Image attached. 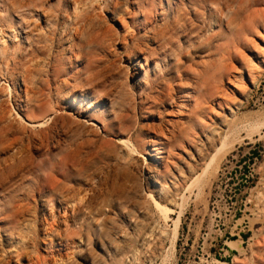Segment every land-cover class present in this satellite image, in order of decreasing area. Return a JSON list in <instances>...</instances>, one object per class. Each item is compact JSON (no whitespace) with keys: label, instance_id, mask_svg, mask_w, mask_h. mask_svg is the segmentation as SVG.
<instances>
[{"label":"rangeland","instance_id":"rangeland-1","mask_svg":"<svg viewBox=\"0 0 264 264\" xmlns=\"http://www.w3.org/2000/svg\"><path fill=\"white\" fill-rule=\"evenodd\" d=\"M80 1L0 0V34L5 33L0 39V116L11 111L25 118V105L34 119L52 117L56 110L62 116L45 135L31 128L24 134L20 129L0 133V141L20 137L24 145L15 164H3L21 141L5 149L6 142L0 144V264H85L90 254L101 264H264V63L259 69L248 67L251 81L245 61L236 54L239 50L254 62L264 60V54L258 55L264 53V0H121L123 26L108 19L101 0ZM80 6L102 25L81 21ZM127 57L141 60L143 69L148 65L147 75L143 77L141 68L134 71L135 61ZM156 64L160 69L154 73ZM236 73H242L245 93L227 97L239 104L224 122L220 145L215 151L207 146L208 159L196 167L192 181H168L171 220L164 221L153 209L150 220L164 231L157 246L126 240L110 257L92 243L66 245L60 218L54 217L57 223L48 214L56 205L43 209L41 199L58 198L57 182L73 188L70 194L76 198L91 185L90 206L101 208L98 220L109 225L113 214L107 200L123 184L140 179L144 158L76 128L67 119L76 118L63 98L82 90L98 95L94 100L100 106L85 113L93 118V128L107 123L126 132L175 117V109L162 103L171 104L166 100L170 87L210 85L217 91L213 96H220L238 85L227 80ZM138 77L146 86H133ZM212 97L203 98L201 106L209 105ZM201 106L194 117L209 122ZM97 109L106 111L102 115ZM188 116L184 122L190 126ZM178 143L173 141L171 148ZM66 150L68 164L62 165L58 161ZM83 237L93 242L90 233Z\"/></svg>","mask_w":264,"mask_h":264},{"label":"bare ground","instance_id":"bare-ground-1","mask_svg":"<svg viewBox=\"0 0 264 264\" xmlns=\"http://www.w3.org/2000/svg\"><path fill=\"white\" fill-rule=\"evenodd\" d=\"M76 1L78 3H81L80 0ZM101 1L103 2V8L106 10L108 19L115 23L119 22V24L123 26L124 21L122 20V18L124 16L123 11L120 9L122 1ZM167 4L170 6V1H167ZM84 7H79L81 11L80 20L87 21L88 25H91L94 22L95 25L100 27V25H102V22H100L99 18L90 17V15H88L89 11ZM19 30H22V27H20ZM26 31H23L25 36H27ZM260 34L262 35L264 41V32ZM4 35L5 33H1L0 39H2ZM1 54L4 55L5 51L3 50ZM236 54L239 55V59L245 61L244 66L247 72L248 67L254 68L255 65V67L258 68L261 67L264 63V60H257L256 62H254L252 58L247 59L239 50H236ZM263 54L264 53L260 52L258 55L263 56ZM127 58L128 61H130V57ZM143 59L145 62H147V56L144 55ZM132 61L135 62L131 64V68L134 71L141 68V70L145 72V74L143 73V77H145L148 73V65L146 66V68L143 69L142 64L140 62L141 60H139L138 58H134ZM132 61H130V63ZM156 66L157 69L154 68V73H156L157 70L160 69L159 65L156 64ZM248 73L249 78L252 81L253 72L249 70ZM241 78L242 73L233 74L232 77L227 75L228 81L232 83L235 82L238 85L233 88H227L226 90L224 89L221 92L220 96H213L214 92L217 91L212 89V86L210 85H174L175 88H169V92L171 94L169 93L166 99L171 100V104L168 102H162L163 107L166 105L170 106V108L175 109L176 115L174 118L167 120L163 123H159L156 126L153 125L152 127L144 126V124H138L136 127L126 132H117L113 127H110L107 123L105 125L102 124V127L100 129H94L93 126L96 125L91 121L93 118L89 117L88 115H85V113L92 109L94 106H100V104H98V100H94L98 95L88 96L89 91L86 92L83 90L72 91L68 93L63 98L62 102L70 110L71 115L72 112L75 114H73V116L76 119H70L69 117L67 118L71 124H74L76 128L80 129L81 131H87L93 136H98L103 141H112L118 145L126 146L130 151L134 153V155H136L137 158H144V160L140 162L138 168V174L140 179H138V181H134L131 185L123 184L116 193H112V195H114L115 197H111L107 200L106 206L110 208V211L113 214V218H109V225H107L104 220H98V217L103 214V210L99 207L90 206V202L92 201V199H89L88 194L93 190V188H91V185L84 188V193L80 197L76 198V194H70L73 188L65 187L64 185H61L60 182H57L58 188L55 187V190L58 192V198H56L55 200L54 198L47 200L41 199V207L43 209H48L50 206L54 208V206L56 205L55 210L50 211L49 209V213H47L51 215L53 220H55L54 217H56V214L57 220L58 218H60L59 223L61 222V225L63 226L62 232L65 233L67 236V241L65 244L68 245L70 243L72 244L77 242L85 246V244L92 243L93 246H95V248H97L98 251L101 252V254H105L107 256L109 255L110 257L121 251V244L126 240L131 241L133 239L134 242L140 245L154 243V245L157 246L158 237L163 236L164 231L160 227L158 221L150 220L152 218L153 209H155L160 214L161 218L164 221L168 222V220L172 219L171 214L173 213V209L171 207H168L169 205H171L168 201V197L171 196V190L168 181L173 180V183H175L179 180H184L186 177L190 178L189 182L192 181L194 176L198 173L197 171L195 174H193L196 167L200 165V162L205 163V161L208 159H206V157H208L209 155L205 153L207 146L209 148L213 147V150L215 151L216 147L220 145V139L222 138L221 136L223 134L224 129V122L232 114L235 106L239 104V102H234L235 104H232L231 102H229L227 97L235 96L236 93H238L239 95H244L245 93L243 82L240 81ZM134 82L136 85L133 86L137 88L146 86L143 85L146 82L143 81V79H141L140 77L134 80ZM127 87H129V85H121V88L123 89H126ZM91 89H94V87L91 86ZM12 92L14 93V91ZM205 97H212L211 101L210 103H208L209 105L201 106L202 99ZM200 106L202 108L205 107L204 110L208 112L207 118L211 123L206 121L204 117H200V120L194 117V115H196V107ZM25 107L26 108L23 112L25 118L19 115L18 113H16V116H13L15 114H9L11 113V111L8 112L6 116H0V133L6 134L8 131L13 132L16 129H20L21 133L24 134L26 130H30L31 128L37 129V133L39 135H45L46 132L51 130L52 125L55 124L56 120L62 117L58 114L59 112L57 110H54L55 114L53 113L54 115L52 114V117H42L39 119H34L32 116L31 109L27 105H25ZM101 107L105 108V105H102ZM216 108H218V110H216ZM97 110L102 115L106 111V109ZM211 110H215L217 112H212ZM187 116L190 120H192V125L190 126H187V124L184 122V119L187 118ZM150 127L152 128V130L149 129ZM198 132H200L202 137H198ZM216 139H218L217 143ZM17 140L21 141L22 139L18 137L10 140H1V145L6 142V145L2 147V149H5L6 147L12 145ZM173 141L179 142L178 146H175V149L171 148V143ZM140 148L145 150L144 152L147 158L142 155ZM23 150L24 145L22 141L18 146L13 145L10 149L7 159L3 160V164L7 161H10L12 164H15L14 161L20 159L18 154L23 152ZM65 152L66 154L63 159H60L58 161L62 165L68 164V157L70 152L68 150H66ZM182 152L185 153L186 156L182 155ZM169 161H172L174 163L173 170H175V172L170 169ZM3 182L4 180L1 179L0 183L3 184ZM77 193L79 192L77 191ZM42 216L43 218H45L44 214ZM118 216L121 219L120 222L119 220H117ZM43 218L40 217L41 220H43ZM89 218L94 219L95 222H89ZM57 220L55 221L58 223ZM122 225H125L126 229H123ZM89 227H92V230H90ZM84 233H90L93 237V242H85V238L83 237ZM69 235L77 236V238L74 240V237H69ZM49 243L51 244L52 240H49L47 242V244ZM57 250H60V248H58ZM98 259L99 258L96 255L90 254L87 259H85V264H101V261L98 262ZM29 260L31 261V259ZM54 261H52L51 263H53ZM63 264H67L66 261L65 263L63 262Z\"/></svg>","mask_w":264,"mask_h":264}]
</instances>
